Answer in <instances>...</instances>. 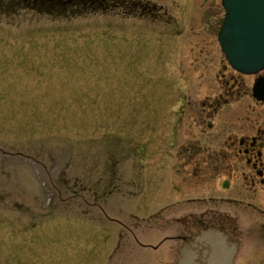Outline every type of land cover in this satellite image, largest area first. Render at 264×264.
<instances>
[{
    "label": "rangeland",
    "instance_id": "obj_1",
    "mask_svg": "<svg viewBox=\"0 0 264 264\" xmlns=\"http://www.w3.org/2000/svg\"><path fill=\"white\" fill-rule=\"evenodd\" d=\"M126 1L0 0V264H124L194 200L174 194V132L232 85L221 0Z\"/></svg>",
    "mask_w": 264,
    "mask_h": 264
},
{
    "label": "flooded vegetation",
    "instance_id": "obj_2",
    "mask_svg": "<svg viewBox=\"0 0 264 264\" xmlns=\"http://www.w3.org/2000/svg\"><path fill=\"white\" fill-rule=\"evenodd\" d=\"M233 73L229 76L231 86L225 83L213 96L200 100L191 96L192 100H186L187 108L182 109L184 115L174 132V194H193L191 199H207L226 208L206 212L205 219L187 222L186 230L190 231L174 236L186 245L199 236V230L212 228L218 229L228 243H237L238 215L250 220L264 243V101L257 100L252 91L257 79L264 77V69L249 86L245 78L250 75ZM231 104L235 106L226 112ZM186 115L189 127L180 133ZM180 134L188 138L180 142Z\"/></svg>",
    "mask_w": 264,
    "mask_h": 264
},
{
    "label": "water",
    "instance_id": "obj_3",
    "mask_svg": "<svg viewBox=\"0 0 264 264\" xmlns=\"http://www.w3.org/2000/svg\"><path fill=\"white\" fill-rule=\"evenodd\" d=\"M221 5L225 16L217 42L228 65L242 74L259 73L264 69V0H221ZM252 91L264 101V77L257 79ZM219 209L226 210L225 205L201 198L179 206L139 237L124 264H264V243L244 215H238L237 243H228L215 228L199 230L187 245L174 239L190 231L187 222L205 219L208 212Z\"/></svg>",
    "mask_w": 264,
    "mask_h": 264
},
{
    "label": "trees",
    "instance_id": "obj_4",
    "mask_svg": "<svg viewBox=\"0 0 264 264\" xmlns=\"http://www.w3.org/2000/svg\"><path fill=\"white\" fill-rule=\"evenodd\" d=\"M130 2L126 0H80V1H72L71 3H57L62 5H72L74 6L73 14L70 15H80L86 12H100V11H115L122 10V12H127L128 8L126 5ZM58 5V7H61ZM78 7V8H77ZM123 13V14H124ZM129 14V12H128ZM69 16V15H67Z\"/></svg>",
    "mask_w": 264,
    "mask_h": 264
},
{
    "label": "bare ground",
    "instance_id": "obj_5",
    "mask_svg": "<svg viewBox=\"0 0 264 264\" xmlns=\"http://www.w3.org/2000/svg\"><path fill=\"white\" fill-rule=\"evenodd\" d=\"M32 1H34V0H32ZM39 1H42V2L44 3V4H42V5H44V6H46V7H47V6L49 7V6L52 5V3H51L50 1H48V0H39ZM57 5H60V4H57ZM61 5H62V4H61ZM61 5H60V6H61Z\"/></svg>",
    "mask_w": 264,
    "mask_h": 264
}]
</instances>
